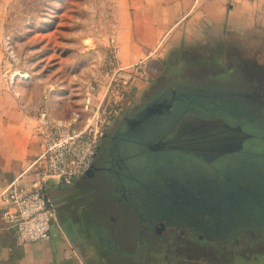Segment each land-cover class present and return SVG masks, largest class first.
<instances>
[{"label": "rangeland", "instance_id": "374dc122", "mask_svg": "<svg viewBox=\"0 0 264 264\" xmlns=\"http://www.w3.org/2000/svg\"><path fill=\"white\" fill-rule=\"evenodd\" d=\"M114 12L113 0H0V63L4 80L12 87L15 84L23 86L31 95V101L36 100L32 107L41 104L49 91L61 95L71 89V97L81 101L73 106L85 118L87 113L82 104L86 90L95 86L102 94L107 84L104 66L107 49L117 44ZM255 33L249 30L243 39L220 40L217 46L212 45L211 53L203 57L165 52L164 40L152 56L155 61H151L152 57L149 60V66L155 69L149 79L132 90L131 100L116 109L109 122L110 126L116 118L119 120L123 114H130L133 104L139 102L137 96L139 99L142 92H150L151 88L206 84L204 103L192 107L191 115L205 121L221 117L227 125L234 122L252 135L251 139L239 144L237 151L216 156L212 165L217 171H210V177L202 172L179 171L189 164L188 156L194 157L186 149L159 153L157 161L152 163L150 160L154 158L145 156L144 141L125 148L126 156L143 152L128 162V170L138 182L133 187L144 180L140 175L145 173L144 167L152 170L159 164L163 171H179L177 182L183 188L172 183V178L168 179L172 184L163 186L165 198L159 203L157 212L178 223L191 224V228L197 229V237L205 234L210 243L217 244V249L222 248L220 257L211 260L216 264H264V83H261L264 30L254 46ZM17 73L19 76L15 77ZM45 105L54 116L49 104L45 102ZM158 127L147 131L143 140L157 135ZM219 171L222 175L218 177L215 174ZM154 174L147 172V179ZM158 176H162L161 172ZM81 182L82 178L70 185L53 187L50 200L70 223L86 228L92 224L88 218L99 221L103 229L101 243L97 238L89 240L99 246V256L104 258L105 264L214 263H209L210 259L204 254L182 252L171 246L177 239L176 232L147 248H138L136 228L142 222L132 221L133 230L126 228L128 219L117 213L121 200L114 184L107 183L94 191L90 183ZM203 182L208 183L205 188H201ZM121 230L125 231L124 237ZM100 257L98 261L93 254L88 260L104 264Z\"/></svg>", "mask_w": 264, "mask_h": 264}, {"label": "crops", "instance_id": "0c3cea01", "mask_svg": "<svg viewBox=\"0 0 264 264\" xmlns=\"http://www.w3.org/2000/svg\"><path fill=\"white\" fill-rule=\"evenodd\" d=\"M113 3L114 38L119 46L118 58L123 64L138 62L161 39L165 40V52L203 57L211 53L212 45L217 46L220 40L243 39L249 30L257 32L255 46L264 30V0H113ZM144 84L136 81L128 98L135 87ZM71 91L61 95L51 91L45 94L44 91L46 104L55 117H68L76 108L73 105L81 102L79 98L71 97ZM31 100L23 86L7 84L0 63V186L15 178H19L20 183H39L50 199L51 189L65 184H57L53 178L44 175L42 160H38L43 140L35 131L37 106L32 107L36 100ZM54 207L56 218L49 240L22 243L16 229L4 222L5 205L0 201V264H95L88 260L93 254L99 261V246L89 240L97 238L101 243L99 221L88 218L92 224L86 229L84 225L70 223L69 218ZM100 259L105 264L104 258Z\"/></svg>", "mask_w": 264, "mask_h": 264}, {"label": "flooded vegetation", "instance_id": "af4514ba", "mask_svg": "<svg viewBox=\"0 0 264 264\" xmlns=\"http://www.w3.org/2000/svg\"><path fill=\"white\" fill-rule=\"evenodd\" d=\"M252 75H255V72ZM262 82L264 83V76L262 77L261 83ZM205 85L206 84H176L172 88L170 86H162L158 88H149L150 92L146 90L148 93L146 91V93L142 92L139 99V96H137L139 102L133 104L134 106L130 109V114H123L119 120L116 118L110 126L108 124V127L106 126L107 128L105 127L102 131V134L97 139L92 164L84 176H82L81 184H84L85 182H88V184L90 183L94 191L98 187L101 189L103 185H106L107 183L109 185L114 184V188L116 192H118L117 195L121 200L117 205V213H119L120 216L122 213L123 217L128 219L126 228L132 229V221L137 220L142 222L141 225H138L136 228L139 237L138 248H147L148 246L153 245L152 243L156 240L170 237V234L176 232L177 235L175 236L177 239L175 243L172 241L171 246L173 245L176 249H181L182 252L184 251L197 255L204 254L210 259L209 263H213L214 261H211L212 258L215 259L220 257L222 248L217 249V244L213 245L212 242L210 243L211 240L205 234H203L202 237H197V229L193 227L191 228V224L178 223L172 218H166L159 215L157 210L159 203L165 198V194H162L163 186H165L166 183L168 185L172 183L178 185L179 181L177 182V175L179 171L202 172L207 177H210V171H217L212 165L213 159L216 156L218 157V155H226L229 152L233 153L234 151H237L236 149L238 147H233L229 150L218 153L213 151L201 152L192 147L182 148L181 150L186 149L188 150L187 152L194 154V157L188 156V158H186L189 164L181 167L182 169L179 171H163L160 169L161 167L159 164H155V168L152 170H148L147 167H144L143 172L145 173H139L144 180H140L139 184L135 187H133V185L138 182H135L136 179L131 175V170H128V162L131 163L133 158L142 155L143 152L140 151L133 155L129 154L130 156H126L127 154L125 152L127 145L132 143L143 144L144 141V145L146 146L145 153H147L145 156L154 158L150 160V162L152 161L153 163L157 161L159 153L176 150H153L151 149V145L165 137L168 133V130L166 129L168 125L171 123L175 124L178 119L181 118V113L183 111L188 110L190 112L192 107L201 106V104L204 103L203 100L206 97L204 94ZM262 89L264 91V86H262ZM135 99L136 98H134L133 101H135ZM147 107H152L149 112H146ZM216 119H221L226 123L221 117L212 120ZM231 125L229 126L239 127L242 130V127L239 126V124L233 122ZM155 126H159L158 128L161 126L158 131V128L156 129L157 135H153L154 137L150 136L146 141L145 139L143 140L145 133L152 130ZM110 127L112 128L108 131V128ZM162 127L165 129L163 130ZM244 133V137L241 139L240 143L252 138L250 133L246 131H244ZM147 172H155V174L147 179ZM160 172L162 174V176H160L162 177L161 182L159 180L160 177L158 176ZM215 175L219 177L222 173L219 171ZM171 178L173 179V182L168 183L167 180ZM205 184L208 183H201V188H205ZM140 186H142L143 189L145 188L146 191L143 192V189H141ZM178 186L183 188L181 185ZM110 220L112 221L111 217ZM110 227L113 229L112 225ZM213 264L216 263L214 262Z\"/></svg>", "mask_w": 264, "mask_h": 264}, {"label": "built area", "instance_id": "2783aa9c", "mask_svg": "<svg viewBox=\"0 0 264 264\" xmlns=\"http://www.w3.org/2000/svg\"><path fill=\"white\" fill-rule=\"evenodd\" d=\"M163 42V39L159 40L144 58L129 64L120 62L117 44L109 45L104 62L107 84L102 94L95 86L86 90L82 104L87 113L85 118L78 109L71 110L67 119L53 118L45 105L46 98H43L34 116L35 131L43 140L38 160H42L44 175L65 185L84 176L92 164L97 139L116 109L124 106L133 84L149 79L155 70L149 66V60ZM0 201L5 205L2 218L8 227L16 229L20 242L49 240L56 218L55 207L39 183H20L19 178H15L0 186Z\"/></svg>", "mask_w": 264, "mask_h": 264}, {"label": "water", "instance_id": "95a60500", "mask_svg": "<svg viewBox=\"0 0 264 264\" xmlns=\"http://www.w3.org/2000/svg\"><path fill=\"white\" fill-rule=\"evenodd\" d=\"M151 108L147 107L146 112ZM167 130L165 137L152 144L151 149L177 150L192 147L201 152L218 153L238 147L245 134L239 127H231L221 119L201 120L192 116L188 110L181 113V118L175 124L168 125ZM121 231L123 236L125 231Z\"/></svg>", "mask_w": 264, "mask_h": 264}, {"label": "trees", "instance_id": "16d2710c", "mask_svg": "<svg viewBox=\"0 0 264 264\" xmlns=\"http://www.w3.org/2000/svg\"><path fill=\"white\" fill-rule=\"evenodd\" d=\"M150 65H151V63H150ZM100 231L102 232L103 231V229L100 227Z\"/></svg>", "mask_w": 264, "mask_h": 264}, {"label": "bare ground", "instance_id": "6f19581e", "mask_svg": "<svg viewBox=\"0 0 264 264\" xmlns=\"http://www.w3.org/2000/svg\"><path fill=\"white\" fill-rule=\"evenodd\" d=\"M16 76H19V74L17 73V74L15 75V77H16Z\"/></svg>", "mask_w": 264, "mask_h": 264}]
</instances>
